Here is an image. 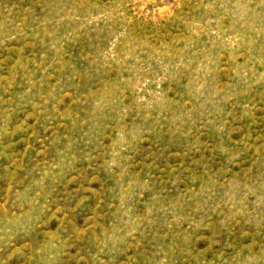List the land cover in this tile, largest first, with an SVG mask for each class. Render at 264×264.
Listing matches in <instances>:
<instances>
[{
  "label": "rangeland",
  "instance_id": "1",
  "mask_svg": "<svg viewBox=\"0 0 264 264\" xmlns=\"http://www.w3.org/2000/svg\"><path fill=\"white\" fill-rule=\"evenodd\" d=\"M0 264H264V0H0Z\"/></svg>",
  "mask_w": 264,
  "mask_h": 264
}]
</instances>
